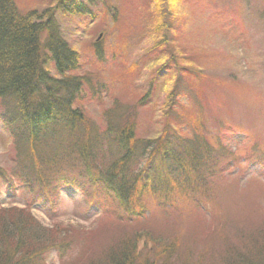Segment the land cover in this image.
<instances>
[{
	"label": "trees",
	"instance_id": "16d2710c",
	"mask_svg": "<svg viewBox=\"0 0 264 264\" xmlns=\"http://www.w3.org/2000/svg\"><path fill=\"white\" fill-rule=\"evenodd\" d=\"M50 1L40 11L0 0V120L16 163L15 169L0 166V185L17 177L33 198H46L63 186L87 183L110 197L111 207L87 231L72 222L45 226L28 206H0V264H46L53 250L60 253L61 264H264V219L244 225L248 229H221L219 220L205 236L179 221L177 228L164 231L162 223L146 218L152 205L206 204L218 174L214 164L225 150L194 144L199 135L188 141L168 124L180 105L173 91L163 115L169 120L153 139L136 134L129 104H112L98 123L87 117L76 105L86 83L77 73L79 54L56 32L52 15L55 9L85 14L89 4L105 0ZM172 1L146 0L147 9L148 4L153 8L150 14L165 22L153 27L157 45L179 30L172 26L171 7L161 14ZM110 7L115 31L118 7L103 6L106 11ZM184 75L179 70L177 81L189 80L191 88L193 78ZM253 155L249 163L264 173V147Z\"/></svg>",
	"mask_w": 264,
	"mask_h": 264
},
{
	"label": "rangeland",
	"instance_id": "374dc122",
	"mask_svg": "<svg viewBox=\"0 0 264 264\" xmlns=\"http://www.w3.org/2000/svg\"><path fill=\"white\" fill-rule=\"evenodd\" d=\"M14 1L19 9L40 11L53 3ZM102 5L118 7L117 30H112L116 27L110 19L111 7L106 11ZM170 7L177 19L172 26L179 30L161 45L156 44L160 39L153 27H164L165 22L159 14H150L153 8L148 4L147 9L146 0L95 1L85 14L53 11L56 32L78 52L77 73L86 79L76 105L98 123L112 104H129L136 134L153 139L169 120L163 115L173 91L180 105L168 124L188 141L199 135L194 144L221 147L225 157L214 164L218 174L211 180L206 204L152 205L146 218L162 223L164 231L177 228L179 221L185 229L200 230L205 236L219 220L221 229H248L244 225L264 219L263 168L249 163L264 147V0H174L161 14H168ZM186 65L195 68L184 70ZM178 69L193 78L191 88L189 80L183 85L177 81ZM0 166L16 167L15 151L1 120ZM55 194L33 198L16 177L0 185V206H28L45 226L72 222L87 231L107 217L111 207V198L87 183L63 186ZM61 260L60 253L51 251L45 261L61 264Z\"/></svg>",
	"mask_w": 264,
	"mask_h": 264
}]
</instances>
